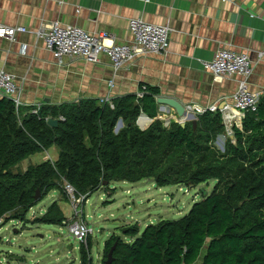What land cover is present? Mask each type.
Listing matches in <instances>:
<instances>
[{"label":"trees","instance_id":"1","mask_svg":"<svg viewBox=\"0 0 264 264\" xmlns=\"http://www.w3.org/2000/svg\"><path fill=\"white\" fill-rule=\"evenodd\" d=\"M139 89L141 100L137 95L113 100V109L83 100L44 105L38 115L28 113L34 106L17 110L0 97V229L14 221L26 224V215L65 184L87 199L117 182L186 189L214 182L213 191H202V200L179 220H161L140 236L136 225L116 230L134 241L126 244L112 235L102 264L115 244L111 264H264V98L241 129L234 128L235 143L227 139L222 152L216 147L225 136L219 112L198 116L195 128L192 122L165 126L157 119L160 91ZM141 114L154 120L145 130L136 125ZM50 118L59 121L56 128L48 126ZM53 147L59 151L56 162H29ZM65 221L54 203L33 224ZM87 241L80 248L81 264H92L90 237Z\"/></svg>","mask_w":264,"mask_h":264},{"label":"crops","instance_id":"2","mask_svg":"<svg viewBox=\"0 0 264 264\" xmlns=\"http://www.w3.org/2000/svg\"><path fill=\"white\" fill-rule=\"evenodd\" d=\"M131 19L168 27V52L139 56L117 71L104 55L98 64L55 59L38 36L44 26L58 23L104 36L107 46L131 44ZM0 27L27 29L14 41L0 38V69L14 77L24 111L28 106L42 108L83 100L112 102L137 95L140 85L156 88L158 98L173 99L184 107L204 110L215 105L220 109L232 105L237 79L216 78L201 62L212 61L222 49L249 55L253 69L250 89L264 98V0H0ZM158 106V118L172 122L177 117L172 109ZM136 125L140 128L138 120ZM46 153L31 157L29 162L39 165L58 160L59 153L54 161ZM116 230L104 248L114 234L126 244L134 241ZM25 232L14 230L19 237ZM19 248L29 251L25 242ZM20 258L8 256L5 261L27 264L25 256ZM103 258L104 249L92 264H102Z\"/></svg>","mask_w":264,"mask_h":264},{"label":"rangeland","instance_id":"3","mask_svg":"<svg viewBox=\"0 0 264 264\" xmlns=\"http://www.w3.org/2000/svg\"><path fill=\"white\" fill-rule=\"evenodd\" d=\"M226 141L224 136L220 137L216 147L222 151ZM47 152L52 161L56 160L59 153L56 147ZM44 153L39 155L44 157L47 155ZM28 166L29 162H26L22 169L26 170ZM214 186L215 183L210 182L209 185L192 189L176 186L158 188L150 181L117 182L109 189H103L90 198L81 200L79 216H75V207L65 190H53L26 215V224L14 221L0 229V261L6 264L8 256L20 260V257L25 256L27 264H80V248L87 247L88 241L81 245L68 230L69 224L78 220L87 224L92 232L89 235L93 245L91 257L96 263L103 252L104 242L116 228L136 225L143 232L148 225L157 224L161 220H179L190 212L195 203L202 200V191L211 193ZM54 203L63 212L66 225L33 224ZM25 229L22 237L14 233V230ZM117 233L120 234L119 231ZM24 242L29 247L28 252L19 248ZM14 255L17 256L13 257Z\"/></svg>","mask_w":264,"mask_h":264},{"label":"built area","instance_id":"4","mask_svg":"<svg viewBox=\"0 0 264 264\" xmlns=\"http://www.w3.org/2000/svg\"><path fill=\"white\" fill-rule=\"evenodd\" d=\"M148 2V0H144ZM128 29L133 37L131 44L107 46L104 36H94L78 27H63L58 23L44 26L38 36L43 40L45 48L54 56L55 59L85 60L91 64H98L101 56L110 59L114 70H121L139 56L146 55H165L169 48L170 30L166 26L149 24L142 19H131ZM27 33L25 28H6L0 27V38L14 41L18 34ZM204 69L216 78H236L238 82L237 90L233 96L232 105H224L219 109L212 105L207 109L193 106H186L187 113L192 114L196 120L198 116L205 112L220 113L225 127V139L235 143L234 128L241 129L242 121L247 113H255L258 110L261 97L259 93L252 92L249 80L253 74L252 64L249 55L246 53L234 52L229 49L219 50L212 61L201 62ZM110 87L113 84L109 83ZM0 97L11 100L16 109L23 108L24 104L20 100L19 91L15 79L11 74L0 69ZM144 97L143 92L137 94V99ZM101 104H109L113 109L111 100H101ZM40 106L29 114L38 115ZM165 126H169L171 119L159 117ZM62 119V118H61ZM174 122L181 124L178 117L172 118ZM145 121L144 123H142ZM152 120L141 115L138 119L140 129L145 130ZM224 147L222 148V152ZM64 190L71 198L75 207V216H79L78 207L84 197L77 198L74 188L65 184ZM77 208V209H76ZM19 224V223H18ZM69 234L81 245L85 244L89 238L91 230L87 224L75 221L69 224Z\"/></svg>","mask_w":264,"mask_h":264},{"label":"water","instance_id":"5","mask_svg":"<svg viewBox=\"0 0 264 264\" xmlns=\"http://www.w3.org/2000/svg\"><path fill=\"white\" fill-rule=\"evenodd\" d=\"M157 103L162 107H167L169 109H172L175 111L178 119L182 121L181 125H185L188 122H192L194 128L196 127V120L194 119L192 114L187 113L185 107L180 104L179 102L173 100V99H168V98H157ZM138 105V103H136ZM222 108V107H221ZM48 126L52 128H56L59 124V121L57 119H48L47 121ZM107 185V184H105ZM41 196H40V191H36V196H35V201L38 202L40 201ZM117 244H115L111 250L108 253L107 260L105 261V264H111L113 261V253L114 250L116 249ZM202 259V258H201Z\"/></svg>","mask_w":264,"mask_h":264},{"label":"clouds","instance_id":"6","mask_svg":"<svg viewBox=\"0 0 264 264\" xmlns=\"http://www.w3.org/2000/svg\"><path fill=\"white\" fill-rule=\"evenodd\" d=\"M137 103H138V102H137ZM141 115H143V114H141ZM144 116H145V115H144ZM158 119H159V118H158ZM172 122H174V121H172ZM65 222H66V221H65ZM65 222H64V223H65ZM63 225L65 226L66 224H63ZM81 247H82V246H81Z\"/></svg>","mask_w":264,"mask_h":264}]
</instances>
